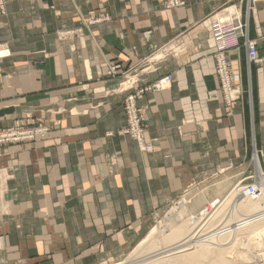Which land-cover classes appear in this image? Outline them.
<instances>
[{"label": "crops", "instance_id": "0c3cea01", "mask_svg": "<svg viewBox=\"0 0 264 264\" xmlns=\"http://www.w3.org/2000/svg\"><path fill=\"white\" fill-rule=\"evenodd\" d=\"M0 1V44L10 50L0 60L4 122L30 110L63 128L45 146L17 153L23 164L0 195V264H95L116 255L195 172L235 169L246 92L242 85L233 108L225 101L216 54L225 51L241 84L247 63L243 36L223 40L214 30L215 17L226 20V0L167 9L162 0ZM94 16L106 19L88 24ZM249 18V37L263 53L264 0ZM110 63L120 64L118 74H106ZM166 75L168 88L145 91L137 102L143 139L153 144L140 152L118 132L127 86ZM250 77L264 152V64ZM43 170L34 181L31 173Z\"/></svg>", "mask_w": 264, "mask_h": 264}, {"label": "rangeland", "instance_id": "374dc122", "mask_svg": "<svg viewBox=\"0 0 264 264\" xmlns=\"http://www.w3.org/2000/svg\"><path fill=\"white\" fill-rule=\"evenodd\" d=\"M252 8L254 9V6ZM246 22H248V25H249V19L246 20ZM257 64H264V62H258ZM257 64H252L250 66V68L252 69L253 66H255ZM245 68L246 69H244L243 83L241 84L242 78L240 77L239 73L233 72L231 70V67H229V76L237 75L239 77V80L236 82H230V91L228 93H224V91L222 89V92L224 93L223 98L225 99L226 102L231 103V107H232L233 103H235L239 98H241V95H243L244 90L242 89V85L245 86V92H246L245 93L246 94V98H245L246 110L244 111L245 116H246L245 117L246 125L243 126L244 133H245L244 134L245 140H243L241 142V146L239 148L237 147V143L235 141V143H236L235 151H236V153H239V156L236 157L237 159H235L236 161L233 165V166H235V169H233L232 166H231V168H229L230 166L229 167L227 166L228 167V168L226 167L227 169H225V167L224 168L218 167V169L220 168L219 170L217 169L216 171H209L208 173H204L202 175H200L201 172H195L196 176L193 177L191 183L188 184L183 189H181V191L172 200H170V202H168L166 204V206L162 210H160L157 215H153L151 218H149L144 227L138 226L137 228L135 227L132 230V236H130V239H128L126 241V244L120 248V251L118 253H116V255L106 256V257L102 258L100 261H97L95 264H114V263L116 264L119 261L125 262L126 260L128 263L126 262L125 264H135V263L136 264H138V263L144 264L147 261V259H145V261H142V262L140 260L142 258H144L145 255H148V254L142 253V255L141 254H138V255L135 254L134 255L131 253H133L134 249H136L138 247L137 245L141 246L140 243H142V241L147 238L148 234L150 233V231L153 228H155L156 230L161 229V231L155 230V232L151 235V237L149 236L150 238H148V239L150 240L152 238L153 239L156 238L159 242H161L162 241L161 238L163 237V233H166L165 232V229H166L165 225L167 223H169V221L174 220V218H176L175 216L179 213L180 210H182L185 213H189V211L192 212V211L196 210L197 208L203 209V206L208 204L207 200H210L211 198H213L217 195H219V196L222 195L227 190H229L230 187L232 186V184H234V183L246 184L247 182L257 183V182L261 181V179L259 178L260 176L257 175V173L255 171L256 167L253 163L254 161L252 158L253 157V146H252V136H251L252 125L250 126V124H252V121H251V114H250V107H249L250 100H248V98H249V92H248V78H249L248 77V68H249V66H247ZM125 80L126 81L129 80V76ZM125 84H126V82H125ZM22 114H23L22 117L20 116L18 118L13 119L9 123H6V122H4V116H3L4 114L2 111H0V195H2V193L4 192L5 186L8 185L7 183L10 180V178L12 179V177H14V175H16L12 171L13 168H16V167L18 168L20 165L23 164V159L18 157L17 153H19V154L22 153L23 149H27V150L39 149V147L45 146V144H48L50 142V140H51L50 137L52 136V134L55 130L63 129L61 127V123L59 120H53V122H49V123L42 122L40 119L36 120L32 116V113L30 110L23 111ZM253 121H254V132H256L257 125H256L255 117L253 118ZM180 133H181V135H184L183 131H180ZM122 135H124V134H122ZM235 143H234V146H235ZM136 145H137V143H136ZM137 148H138V146H137ZM256 149L259 151L260 163H261L262 168L264 170V156L261 155V150L258 149V142L257 141H256ZM138 150L140 152H143V151L147 152L145 150L141 151L139 148H138ZM33 172L34 173H31V174L36 175L35 178L33 176L34 181L35 180L39 181L41 179V177H43L47 174L44 170L41 171L42 173L36 172V171H33ZM194 195H195L194 198L196 199L197 204L194 205V207L189 208L190 199ZM228 207L226 208L227 211H229V208H230V207L229 208ZM227 211H226V213H227ZM185 218H187V216H185ZM223 221H225V220H223ZM218 222H220V220L217 221L215 224H213L214 225L213 227L218 226ZM221 226L222 225H220L219 227H221ZM213 227H211V228H213ZM212 232H214V231H212ZM225 237H223V239L228 241V244H226L227 246L233 242V239H236L237 237H238L237 239H239V240H235L236 242H235V244H233L232 254H234V252L235 251L237 252L238 250L239 251H244V250L247 251L248 250V253L250 251L249 255H252L251 254L252 252H253V255H255V252L252 250V248H250L248 240H246V238L242 237V235L241 236L238 235L236 237H233L232 235L231 236H225ZM239 237L240 238L242 237V240ZM229 238H231V239H229ZM226 241H223V242H226ZM143 244L145 247L147 244L146 241ZM226 245H224V246H226ZM238 246L241 249L238 248ZM98 249H100L99 246H98ZM130 251H131V253H130ZM248 253L246 252V254H248ZM129 255H133V257L131 258V256H129ZM127 257L128 258L130 257V258L127 259ZM251 258H253V259H251ZM251 258H250V260L255 262V263L259 264L261 262L260 260H257V258L254 256H252ZM132 259H136V261L132 260Z\"/></svg>", "mask_w": 264, "mask_h": 264}, {"label": "bare ground", "instance_id": "6f19581e", "mask_svg": "<svg viewBox=\"0 0 264 264\" xmlns=\"http://www.w3.org/2000/svg\"><path fill=\"white\" fill-rule=\"evenodd\" d=\"M256 1L258 0H255L254 8ZM250 74L251 68L249 67L248 92L250 97L249 106H251L252 121L253 106L251 104ZM251 125L253 163L256 167L255 171L257 175L260 176L259 178L263 180L264 185V170L260 163L259 151L256 149V136L254 135L253 121L250 126ZM263 153L264 152L261 150L262 156L264 155ZM194 197L195 195L190 199L189 208H192L197 204ZM207 202L208 204L206 208L203 206V209L197 208L192 212L189 211V213H185L180 210L174 220L169 221L166 225L164 224L166 227V233H163L161 242H159L156 238L149 240L148 238L151 237L156 229L153 228L151 231L149 230L150 233L147 238L140 243L141 246L137 245L138 247L136 249L133 248L134 252L131 253V250L130 253L134 255H142V253L148 254L140 260L142 262L147 259L144 264H258L250 260L252 256L261 261H259V264H264V195H261L258 199H252L251 197L244 195L241 184L234 183L225 193L220 196L217 195L210 200H207ZM227 207L229 208V211L226 210ZM185 216H187V218H185ZM218 219L220 220V222H218V226L213 227V224L219 221ZM220 225L222 226L219 227ZM159 231H161V229ZM231 235L233 237L242 235V237L246 238L249 242L250 248H252L255 252V255H253V252L251 253L252 255H249L250 251L248 253V250H244L245 252L238 250L232 254L233 244H235V240H239L237 239L238 237L233 239V242L228 246L226 245L228 244V241L223 239V237ZM242 237L239 238L242 240ZM145 241L147 244L144 247L143 243H145ZM239 246L238 248H240ZM246 252L248 254H246ZM129 256H131V258L133 257V255ZM129 258L127 257V259ZM132 260L136 261V259ZM126 262L127 260L125 262L119 261L116 264H125Z\"/></svg>", "mask_w": 264, "mask_h": 264}, {"label": "built area", "instance_id": "2783aa9c", "mask_svg": "<svg viewBox=\"0 0 264 264\" xmlns=\"http://www.w3.org/2000/svg\"><path fill=\"white\" fill-rule=\"evenodd\" d=\"M228 6L226 7V20H221L218 17H215L213 21L214 30L220 34L223 40H227L229 36L231 39L234 38L235 32L240 33L243 36L242 45L245 48V62L247 66L252 64H257L258 62H264V52L259 53L258 48L255 46L253 40L249 37V27L246 20H250V14L253 11V4L255 0H226ZM184 0H162V5L165 9L167 8H178L182 7ZM3 8V4L0 1V9ZM103 19H106V16H94L93 18L87 20L88 24H94ZM10 50L9 47L3 44H0V60L9 56ZM216 74L220 79L221 88L224 93L230 91V82H236L239 80L237 75L229 76V67L230 63L227 59L225 51L220 50L216 54ZM107 75H116L118 74L121 66L119 63H110L106 66ZM171 82V76L166 75L155 80V82L144 86L134 88L133 83L127 86L128 91L126 92V97L123 103V110L125 116L124 126L118 131L120 134L129 135L137 143L138 148L142 151H151L153 144L147 142L143 139V124H142V114L139 110L137 102L142 97V93L145 91H155L162 90L169 87ZM130 83V82H129ZM244 195L251 197L252 199H258L261 195H264L263 189V180L257 183L247 182L245 185H242ZM207 205L204 207L206 208Z\"/></svg>", "mask_w": 264, "mask_h": 264}]
</instances>
